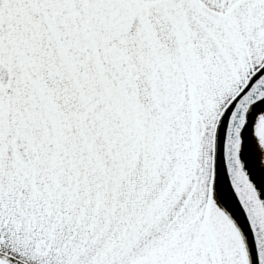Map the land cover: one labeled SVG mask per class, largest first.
<instances>
[{
    "label": "snow or ice",
    "instance_id": "1",
    "mask_svg": "<svg viewBox=\"0 0 264 264\" xmlns=\"http://www.w3.org/2000/svg\"><path fill=\"white\" fill-rule=\"evenodd\" d=\"M0 264H264V0H0Z\"/></svg>",
    "mask_w": 264,
    "mask_h": 264
}]
</instances>
